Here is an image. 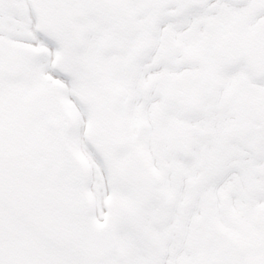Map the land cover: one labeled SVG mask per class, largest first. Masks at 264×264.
<instances>
[{"label":"snow or ice","instance_id":"1","mask_svg":"<svg viewBox=\"0 0 264 264\" xmlns=\"http://www.w3.org/2000/svg\"><path fill=\"white\" fill-rule=\"evenodd\" d=\"M0 264H264V0H0Z\"/></svg>","mask_w":264,"mask_h":264}]
</instances>
